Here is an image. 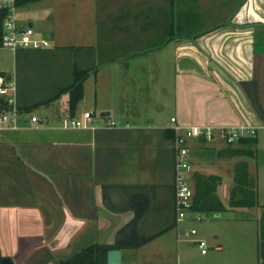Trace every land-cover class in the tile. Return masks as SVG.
I'll use <instances>...</instances> for the list:
<instances>
[{"label": "crops", "instance_id": "1", "mask_svg": "<svg viewBox=\"0 0 264 264\" xmlns=\"http://www.w3.org/2000/svg\"><path fill=\"white\" fill-rule=\"evenodd\" d=\"M90 2L94 4L88 7L91 13L80 17L81 23L76 26L80 43L68 42L65 33L62 41L50 35L47 38L52 41V45L39 48L46 51L57 49L59 54L68 55L69 63L66 75V72L61 73L58 76L60 78L48 80L45 88L43 86L33 91L34 97L45 99L56 93L62 85H55L50 91L51 86L58 82L69 83L75 63L92 68L84 81L86 96V81L91 73L97 76L101 68L111 67L115 62L138 54L153 62L154 58L161 56L153 50L164 47L169 49L171 55L170 75L162 74L164 67L151 68L152 65H146L138 71H149V80L154 85L164 81L167 97L160 98L156 108L160 115L165 114L168 106L171 111L162 120L152 114V124H142L132 118L133 113L137 112L136 95L133 99L124 96V105H119L114 101L112 91L105 95L101 87L96 90L91 87L89 105L95 110H84L92 111V117L88 119L91 126L88 128L61 126L60 117L69 112V95L63 93L58 99L37 108L35 112L41 117L39 123L27 124L23 121L26 125L19 129L1 130L0 135L14 139L13 144L25 155L27 162L20 163L17 153L11 155L9 150L12 149L0 146V155L3 153L0 162L5 171L10 169V163H15L13 171L20 177V186L27 189L26 201L0 203V250L11 256L15 264H25L31 257V260H38L33 254L38 249L58 247L59 250L67 246L69 241H75V237L87 239L86 245H118L122 249V264H135L138 260L137 249L150 245L168 230L176 228L174 225L163 229L166 221L160 209V206H165L167 196H175L173 137L166 133V129H172L171 118L175 116L177 122L185 126L264 124V0ZM23 6L18 7V18L21 24L26 25L25 17L20 15ZM43 10L45 8L41 13ZM28 24L34 27L32 21ZM88 26L97 32V41L84 43L85 38L91 36L86 30ZM123 63L124 67H129L128 62ZM136 66L139 68V62ZM81 101L76 108L78 117H82ZM119 110L122 111L120 116L124 123L105 126ZM96 118L106 121L104 126L99 119L96 122ZM32 132L36 137L35 142L22 138ZM122 133L126 135L124 139L119 138ZM157 133H160L159 138L151 137ZM71 134H76V138H71ZM255 138L252 143L237 140L231 144L232 148H250L253 151L251 154L230 156L223 152L228 144L220 139L205 142L200 141L199 137L189 139L193 171L216 173L223 177L217 191L227 206L235 163L246 162L254 179L255 160L259 149H264V130L260 129ZM165 148L170 149V155L172 153V173L169 176L159 169ZM73 150H76L75 156L70 153ZM119 151L122 153L121 159L112 164L110 159L115 156L114 153L118 156ZM127 160L139 167L125 169L121 164ZM151 161H157V169L152 167ZM54 162L59 164L56 170L53 169ZM146 168L149 170L146 171ZM60 179L64 182L61 183ZM255 187L259 195L256 182ZM55 204L60 206L63 213L58 219L55 218ZM139 206H156L150 213L147 211L148 217L152 213L156 215L153 219L145 220L139 238L127 241L121 236L122 240L119 241L121 230L130 231L133 228L131 221L140 212ZM234 208L237 207H228L226 211ZM241 208H249V216L261 217L264 204L261 205L259 200V205L255 207ZM222 212L213 214L220 216ZM118 225L120 229L115 231ZM74 226L77 231L72 235ZM157 226H160L158 231L154 229ZM184 227H187L186 230L191 228ZM151 228L154 229L152 235L149 233ZM198 238L205 239L198 236L191 240L196 243ZM214 246L222 249L219 243ZM140 259L143 258L140 256Z\"/></svg>", "mask_w": 264, "mask_h": 264}, {"label": "rangeland", "instance_id": "2", "mask_svg": "<svg viewBox=\"0 0 264 264\" xmlns=\"http://www.w3.org/2000/svg\"><path fill=\"white\" fill-rule=\"evenodd\" d=\"M90 1L91 0H41L21 7L20 15L25 17L24 19L27 21L26 24L32 21L34 29L36 30V36L38 37L49 38L51 35L52 37H55V40L62 41V37H65L66 33L68 42L80 43L81 40L79 41L80 37L77 33L79 29H77L76 26L79 25V22L81 23V19H79L80 17L83 15L86 17V14L91 13L88 7L90 6L91 8L94 4ZM44 8L45 10L41 13V10ZM35 9L40 11L37 12ZM87 28L88 29L86 30H89L91 36L88 38L86 37L84 43L86 41L87 43L97 41V32L89 29V26ZM163 49L164 47L153 50L161 55L158 58H154L153 62L146 60L143 55L138 54L136 56H131L128 59H123L124 61L115 62L113 64L114 66H105L104 68H101L97 76L91 73L90 78L86 81V85L88 86L86 96L84 94L83 100L80 103V116H83L84 110L94 109L89 105L91 103V100L89 99L90 93L92 88L96 90V88L100 89L101 87V90H105V95H107L109 91H112L114 101H117L119 105H124L122 102L124 96H129L133 99V96L136 95V100H138L135 104L137 112L133 113L132 118L138 122L142 124H152L150 119L152 114L160 117L161 120L165 119L168 116L167 114H170V106L165 109V114L161 115L156 108L157 101L160 100V98L167 97L164 81H158L157 84L154 85L149 80V71L145 73L138 71V69L142 70L146 65H152L151 68L164 67L162 74L165 76L170 75L172 67L170 63L171 55L168 52V48ZM58 54L57 49L47 51L42 49H31L29 51L28 60L19 63L18 50L13 51L10 48L0 46V70H8L9 72H12L13 78L16 80L17 84V94L19 90V79L24 83L26 82V84L23 85V88L28 87L32 91H36L39 88H43V86L45 88L48 80L53 77L60 78L58 76L61 73L66 72L65 75L67 74L66 69L68 68L69 63L67 59L68 55L64 56V53ZM123 62H128L129 67H124ZM137 62L140 64L139 68L136 66ZM29 80H31L32 84ZM55 85H63V83L58 82L51 86L49 90H53ZM49 90L48 92H50ZM91 96L93 98V95ZM97 114L99 115L98 110ZM120 114H122L121 110L114 113V118L111 119V122H114V125L116 124L119 126L124 123ZM97 119H99L104 126L106 121L103 122L100 118L94 120L97 122ZM133 131L130 132V135H132ZM159 134L160 133L152 134L151 137L154 136L159 138ZM76 136V134H71L70 137L75 139ZM125 137L126 135L122 133L119 138L124 139ZM22 138L27 141H36L33 132L29 135H23ZM13 143V138L0 135V146L3 145L12 149L9 150L11 151V155L17 153L16 155L21 161L20 163L27 164L24 159L25 155ZM5 144H9V146ZM248 150L251 149L248 148ZM8 153L9 152H6L5 154ZM70 153H73L72 156H75L76 150L70 151ZM2 154L3 153H1V155ZM163 154L164 157L161 159L162 166L159 167V169L163 170V172L169 176L172 173V153L170 155V149L165 148ZM114 155L115 156H112L110 159L112 164H115L117 160L119 161L121 159L122 153L119 151L118 156L116 153H114ZM256 159L254 180L258 183L260 190L259 200L262 205L264 204V149H259V154ZM10 164V169L5 171L3 164L0 162V203H17L26 201L27 189L20 186V177H17L18 174L13 171V165H15V163ZM121 165L127 170H131L133 166L139 167L137 164H132L128 160L124 161ZM58 166L59 164H55V162L53 163V169L56 170ZM149 166L150 165L148 164V167ZM152 167L157 169V161L152 162ZM148 170L149 169L146 168V171ZM229 171L231 172L232 169L230 168ZM162 178H164V176ZM59 181L61 183L64 182L61 179ZM169 197L170 196H167V201H169ZM167 201L165 202V206H168L169 202ZM55 209L57 213L55 218L58 219L63 213L60 206H56V204ZM248 209L249 208L242 209L241 207L228 209L227 211H223L220 216L189 211L187 212L185 219L180 223V237H178V229L176 226V228L168 230L167 233L160 236L155 242L135 251L138 259L135 264H259L257 243L259 239L260 216L256 217L247 215V213H250ZM155 215L156 213L150 214L148 220L150 218L153 219ZM198 216L199 218L196 219ZM184 226L195 227L198 233H186L185 230L187 227ZM56 229L57 226L54 227V230ZM154 229L158 231L160 226H157V228L154 227ZM91 234H93L92 231ZM216 235H218V239H216ZM198 236L205 237V240L208 243V252L206 254H203L197 243L191 240V238ZM87 242V239L79 240L75 237V241L73 240L70 244L59 250H57L58 247L54 249H48L45 247L38 249L33 253L37 256L38 260H31V257L26 260L25 264H40L45 256L47 258L43 261V264H55L60 259H65L79 251L87 244ZM216 243H219L222 249H217L214 246ZM140 256L143 259H140Z\"/></svg>", "mask_w": 264, "mask_h": 264}, {"label": "built area", "instance_id": "3", "mask_svg": "<svg viewBox=\"0 0 264 264\" xmlns=\"http://www.w3.org/2000/svg\"><path fill=\"white\" fill-rule=\"evenodd\" d=\"M17 0H0V9L5 11L3 19L4 33L2 46L16 51L21 47L42 48L50 47L52 41L48 38L36 36L35 29L30 24H21L18 18ZM0 94L6 98L7 108L0 110V131L4 129H19L26 124L39 123L41 117L36 112L22 110L18 105L17 84L12 78L6 85L0 86ZM92 117V111H85L82 117L63 114L60 117L61 126L64 128H88L91 124L88 119ZM171 128L174 131L172 139L174 149V208L176 212V227L178 236L180 235V223L185 219L187 212L192 205L194 194L191 183L193 166L190 159L189 139L193 137H204L207 140L220 139L225 143L232 144L243 136L257 135L263 125L248 123L239 124H193L182 125L171 118ZM114 122H107L105 126H112ZM186 232L197 233L195 227H191ZM198 247L202 253L207 252L208 243L204 238L196 239Z\"/></svg>", "mask_w": 264, "mask_h": 264}, {"label": "trees", "instance_id": "4", "mask_svg": "<svg viewBox=\"0 0 264 264\" xmlns=\"http://www.w3.org/2000/svg\"><path fill=\"white\" fill-rule=\"evenodd\" d=\"M39 0H17L18 6L28 5ZM5 11L0 9V46H2L4 25L3 19ZM26 48L21 47L18 50L19 63L28 60L29 51ZM39 49V48H34ZM92 68L81 67L78 64H74L72 70V80L63 84L56 93L43 99L35 98L34 93L28 87L23 88L26 82H22L20 79L21 96L18 100L19 107L24 111L35 112L37 108L48 104L55 99H58L63 93H68V114L70 116H76V108L78 103L84 96V81L89 76ZM13 78L12 72L6 70H0V86L6 85ZM29 82L32 84L31 80ZM7 108L6 98L0 94V110ZM67 114V113H63ZM62 114V115H63ZM166 133L169 136H174L173 129H166ZM200 141H208L204 137H199ZM239 140L252 143L256 140L255 135L243 136ZM191 149V148H190ZM226 155L246 154L249 155L253 151L240 148H232V145L228 143L227 148L223 151ZM192 185L194 194L192 197V205L190 212H201L207 214L218 213L226 210L228 207H255L259 205V195L257 188L255 187V181L250 175L247 163L244 161L236 162L234 166L233 185L229 192L228 206L224 203L220 195L218 194V186L222 183L223 177L216 173H204L199 170L193 171ZM118 245H106L103 243H91L82 247L79 251L73 255L60 259L55 264H108L107 263V251ZM257 254L259 259H264V209L260 217L259 222V239L257 243ZM2 260V254L0 250V264Z\"/></svg>", "mask_w": 264, "mask_h": 264}, {"label": "flooded vegetation", "instance_id": "5", "mask_svg": "<svg viewBox=\"0 0 264 264\" xmlns=\"http://www.w3.org/2000/svg\"><path fill=\"white\" fill-rule=\"evenodd\" d=\"M169 202L168 206H160V209L162 210L164 216H165V221H166V225L163 227L164 228H172L174 225L176 226V212H175V208H174V196H171L168 198ZM155 206H139V210L140 212H138L135 216V218L131 221L134 226L132 229H130V231L127 230H121V232L119 233L120 237L124 236V238L128 241V240H133L135 238H139L138 236L140 235V232L144 230V223L145 220H148V213H150V211H152V208H154ZM165 207V208H164ZM148 211V213H147ZM147 213V216H146ZM73 228H71L72 230ZM152 230V231H151ZM154 229H150V235H152ZM77 231V227L74 226V229L72 231V235H74ZM71 235V236H72ZM118 238V240H122ZM72 239V238H71ZM70 244V241H69Z\"/></svg>", "mask_w": 264, "mask_h": 264}, {"label": "water", "instance_id": "6", "mask_svg": "<svg viewBox=\"0 0 264 264\" xmlns=\"http://www.w3.org/2000/svg\"><path fill=\"white\" fill-rule=\"evenodd\" d=\"M118 229H120L119 225L116 226L115 231H117ZM1 254H2L1 264H15V261L11 256L5 255L4 253ZM107 263L122 264V249L120 247L115 246L107 251ZM260 264H264V259L261 260Z\"/></svg>", "mask_w": 264, "mask_h": 264}]
</instances>
